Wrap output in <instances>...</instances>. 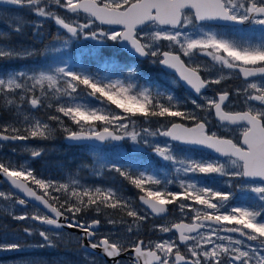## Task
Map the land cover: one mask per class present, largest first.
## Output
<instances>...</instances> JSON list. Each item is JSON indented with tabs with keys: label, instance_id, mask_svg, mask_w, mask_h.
<instances>
[{
	"label": "snow or ice",
	"instance_id": "1",
	"mask_svg": "<svg viewBox=\"0 0 264 264\" xmlns=\"http://www.w3.org/2000/svg\"><path fill=\"white\" fill-rule=\"evenodd\" d=\"M3 2L27 9L39 18L31 22V27L33 37L42 48L0 46V61L44 58L49 53L62 52L73 41L90 40L95 42L93 48L97 56L100 48L107 45L127 49L140 63L148 62L162 71L175 70L178 79H173L172 83L183 82L202 102L189 97L192 107H187L171 93H153L148 88L133 94L134 84L120 78L101 77L83 67L74 68L63 58L58 63H43L0 74V98L6 101L4 107L12 106L8 111L19 114L22 106L28 105L32 110L54 109L55 113L62 114H49L47 120H30L29 116H24L23 121L13 119L0 123V150L8 142L49 140L57 131L65 133V138L72 142H119L127 138L134 144L146 146L174 169L173 178L162 180L146 168L133 171L131 165L107 162L100 147L90 146L93 165L105 170L103 175L116 173L141 193L138 199L142 207L138 210L118 187H85L75 180L70 187L69 183L38 176L31 167L0 159V174L10 182L11 188L40 202L51 213L45 214L39 209L21 214L7 211L12 220L24 221L25 225L22 230L16 229L0 217V252L23 251L33 246L28 239L34 236L41 238L35 247H56L65 239V233L57 230L68 228L83 233L77 238L81 249H100L113 264H122L117 258L129 252L132 253L131 264H264V0ZM48 21L57 26L56 33L50 37L43 31ZM0 22L5 21L0 19ZM28 23L17 16L8 22V27L21 35ZM245 25L256 33L254 39L238 38L242 31L240 26ZM225 28L228 30H222ZM200 57H209L211 63ZM104 67L117 68L127 78L138 73L136 67L119 68L114 61L105 60ZM213 69L217 75H212ZM224 70H228V75ZM233 75L242 79V87L205 95L204 90L221 85ZM88 97L101 104L106 100L123 113H130L127 118L133 125L132 117L139 113L145 123L151 125L155 119L159 126L129 130V125L123 122L126 117L115 110L102 114L103 108L90 102H77ZM237 98L242 99L246 110L226 111L238 102ZM53 99L57 102L55 105L49 102ZM213 116L219 128L235 126L231 131H238L239 136L211 131L209 125ZM64 118L79 130L66 124ZM49 122H55L58 127ZM96 122L103 127H96ZM158 137L167 139L161 144ZM22 147L31 158H39L46 151L27 144ZM197 148L210 149L219 157L227 158L230 167L220 159L195 158L192 153ZM12 151L16 152L17 148ZM94 174L101 175L95 167ZM213 176L226 177L228 189L239 187L250 193L256 206L231 205L233 192L199 183L201 178ZM29 182L43 190V195L29 187ZM171 185L180 190L173 191ZM0 199L11 201L13 208L28 204V200L17 196L15 191L0 190ZM171 204L177 205L182 216L195 213L196 223L181 221L170 226H153L154 232L178 233L169 239L145 242L137 234L133 240L130 235L122 236L119 227L113 233L101 235L98 231L101 219L81 218L88 212L98 217L111 209L125 212L127 217L133 218L132 223L144 222L150 216L163 217L169 212L167 205ZM29 221L31 223H27ZM106 222L114 227L125 226L124 232L133 233L131 224L123 218ZM84 259L86 264H98L93 256L86 254Z\"/></svg>",
	"mask_w": 264,
	"mask_h": 264
},
{
	"label": "trees",
	"instance_id": "2",
	"mask_svg": "<svg viewBox=\"0 0 264 264\" xmlns=\"http://www.w3.org/2000/svg\"><path fill=\"white\" fill-rule=\"evenodd\" d=\"M67 57L73 61L74 68L83 67L90 72L99 73L101 77H107L108 79H116V77L119 76L123 77L126 83H132L135 85V88L133 89V94L138 93L143 88H148L149 90L152 91V89L150 88L151 85L149 78L138 75L132 78H127L124 74L118 71L117 68L106 69L104 67L105 60H108L110 62L114 61L119 68L127 69L132 67L125 59L116 61V49L114 47L105 46L103 50V55H100L98 59H92L91 57L93 56L90 53H87L86 49L83 46H78V47H74L72 54L67 55ZM36 66H37L36 62H30V61L25 62L24 60H18V62L6 61V60L0 61V70H2V72H8L13 69L30 68V67L34 68ZM0 102L2 101L0 100ZM49 102L53 103L54 105L57 103L54 99ZM77 102L79 103L90 102L91 104H93L98 108H103L104 112L102 114H107L109 110H115L116 113L125 116L126 117L125 119L131 116L130 113H123L122 109H117L115 105H111L110 102L106 100H104L103 104H101L100 101L88 97L86 98V100L82 99ZM7 109L8 108L4 109L0 106V123L10 122L13 119H18V121L24 120V118L21 117L18 118V116H16L14 112H10ZM49 114H58L62 116V114L55 113L54 109L44 108L33 111L30 114V117L32 119L39 118L41 120H47V116ZM64 120L65 123L73 127V129L79 130L75 125L72 124V122L68 118H64ZM132 120L135 121V125L131 126L129 130H132L133 127H135L136 131H140L142 127L150 126L153 129H155L156 127L159 126L155 122V119L153 120L151 125L145 123L144 118L140 116L139 113H137L135 117H132ZM49 123L53 126H57L55 122H49ZM95 126L100 128L103 127V124L100 122H96ZM54 138L59 139L61 148L55 147V144L59 145V143L58 142L55 143ZM64 140H65V133H63L62 131H57V133L53 136V138L49 140H42L37 138V139H30L29 141L31 144L42 145L43 148L46 150L44 152L43 159L39 161L36 165L35 173L38 176L45 179H49L57 182L69 183L71 187L72 184L71 180L75 179L78 176L81 177L83 176V174L87 173L88 169L80 170V171L77 170L80 166L84 167V165H87L88 167L90 165L89 154H91V152H90V147L67 146ZM126 143L127 141H125V144ZM107 154H109V156H107V160L109 162H115L123 165H131L133 171H136L137 169L142 170L146 168L150 172H155L160 174L162 180H164L165 178H173L172 173L170 172L171 168L169 166L162 164L160 159L147 155L148 153H137V154H146V155H134V156H125V157L121 156L118 152H113V153L108 152ZM203 159L211 160L212 157L208 154ZM161 172H166L167 174L163 175ZM105 178H108V176H105ZM107 181H104L103 185L118 187L121 193L125 197L131 199L132 205L134 207L136 208L139 207L137 198L140 193L137 189L134 188V186L130 185L127 181L123 180V178L119 177V175L116 173H110ZM89 183L92 182L86 181V184ZM29 184L33 188H35L38 193L43 195V190L38 189L35 185L31 184L30 182ZM90 185L98 186L96 183H92ZM172 186L173 185H171V188ZM50 202L52 203L53 201L50 200ZM93 216H96L94 212H88L84 214L82 218L88 220ZM98 218L104 219V221H106L107 219L119 220L121 218L127 221L130 220L129 217L126 216L125 212H120L118 210L114 211L111 209H106L103 214L98 216Z\"/></svg>",
	"mask_w": 264,
	"mask_h": 264
},
{
	"label": "rangeland",
	"instance_id": "3",
	"mask_svg": "<svg viewBox=\"0 0 264 264\" xmlns=\"http://www.w3.org/2000/svg\"><path fill=\"white\" fill-rule=\"evenodd\" d=\"M3 11L0 10V19L4 20L5 17V13H2ZM25 20V18H24ZM28 24H31L30 21L28 20ZM2 24H5V22H0ZM247 37V36H245ZM250 37V36H248ZM0 46H4L6 49L9 45H5V44H0ZM21 46H31V45H21ZM21 46H16V47H21ZM59 47V46H57ZM70 47L63 49L62 52L60 53H49L47 56V63H58L59 60L61 58L66 59L70 65L73 66V61L67 57V55H70L69 52ZM8 73V72H7ZM0 74H5V73H0ZM151 85V83H150ZM152 90H155V92H159L156 91V89L153 87L152 85L150 87ZM160 92H162L160 90ZM9 99H11L12 97H8ZM0 100L2 102H0V106L4 109L6 108H11L12 106H7L4 107L3 105L6 104V101L3 98H0ZM17 102H19L17 100ZM35 111L32 110L30 108V106L28 105H23L22 106V111L17 114L16 116H18V118H24V116H29L30 120H33L30 117V114ZM124 123L129 125V129L131 128V126H133L132 122L127 118L123 121ZM232 128H224L223 131H226V133L231 137L232 136H239V132L236 131L235 133H233L231 131ZM219 133V132H218ZM66 136V134H65ZM158 139V141L163 144L166 139H164V137H158L156 138ZM55 143H59V139L54 138ZM127 143L126 144H121L119 146L113 145V144H109L107 146H105L104 148H102L103 150V155L105 157V160L107 162H109L107 160V156H109V154H107L108 152L113 153V152H118L121 156H134V155H146V154H137V153H148L147 155L156 157L158 159H160L159 157H157L154 154H152L153 152L149 149L146 148V146H142V145H137L134 144L130 139L126 138ZM22 145L24 144H6L5 147L0 150V159H7V160H11L15 165L19 166V165H24L25 167H31L32 169H36V165L39 161H41L43 159V155L44 153H42L41 157L39 158H31L30 153L24 151ZM30 147H36V148H43L42 145L38 144H27ZM17 148L16 152L12 151V148ZM56 148H61V144L59 143V145L55 144ZM130 148V149H129ZM44 149V148H43ZM192 155L197 158H205L208 154L207 153H196L195 151L192 153ZM200 155V156H198ZM214 158H212L211 160H213ZM93 160H94V156L93 154H89V163L90 165L88 167H82L80 166L78 168L77 171L80 170H87L86 174H83V176L81 177H76L75 181H78L79 184L83 185L86 187H91L90 184L92 183H96L98 186L103 185L104 181H107L109 178V174L107 175L108 178H105V175H103L104 171L103 169H99L98 165H93ZM161 160V159H160ZM222 162H226L227 165L230 167V161H227V159L221 160ZM162 164L169 166L171 168V166L167 163V162H163L161 160ZM94 167L96 169H98L101 173V175H95L94 174ZM172 176H174V169H170ZM160 177V174L155 173ZM163 175H166V172L162 173ZM161 178V177H160ZM71 180V181H73ZM227 180L226 177H218V176H213V177H203L200 179L199 183L202 185H206L205 182L209 181V182H213L215 181L217 187H221L222 190H227L228 188L225 185V181ZM86 181L92 182L89 184H86ZM233 183H239L238 181H233ZM93 186V185H92ZM175 187H177L176 185H174ZM35 189V188H34ZM0 190H5V191H12L10 187H8L7 185H4L2 187H0ZM36 190V189H35ZM162 190V189H161ZM37 191V190H36ZM141 194V193H140ZM139 194V195H140ZM238 194H241V196L243 197V200H247V198L251 199L252 201H254L252 199V196L250 193L241 191L239 188V192ZM17 195V194H16ZM138 195V196H139ZM255 203V201H254ZM12 202L11 201H4L2 199H0V217H3L4 220L8 223L11 224L13 228L16 229H20L22 230V227L25 225L24 221H14L11 219V217L7 216V211H15L16 214H21L25 211L32 213L33 211H35L36 209H39L38 207L35 206H30V208L28 209H23L17 205H15V207H11ZM141 206H139L137 209L139 210ZM197 207H201V206H197ZM42 213H44L41 209H39ZM82 218V217H81ZM96 218V217H95ZM173 218V217H172ZM172 218H167L166 220V225L170 226L172 224V222L174 221V219ZM84 219V218H82ZM132 219L128 220L129 224H131L132 228H133V233L132 234H128L126 232H124V227L122 225H117V226H113L108 224L106 221L101 220L102 221V228L99 231L101 235L103 234H109V233H113L117 227H119L121 229V235L122 236H128L130 235L131 238L134 240L137 238V234L139 236L140 239L144 240L143 237H141V235L147 231V229H145L147 227V225L149 224V221L146 220L144 222H136V223H132ZM27 223H31V221L27 222ZM157 224H163V223H153L152 227H151V233L152 235H154V238L152 239L153 241H156L158 239H169V238H174L173 235H171V233H160V232H154L153 231V226L157 225ZM65 233V239L58 242L56 247H44V248H40V247H35L34 245L36 243H38L40 241V237L39 236H34L32 238L28 239V243L30 245H33L31 247H27L25 248L23 251L20 252H0V264H27V262H34V264H86L85 262V255H89V256H93L96 258L98 264H108L106 263L99 255L97 254H91V253H87L85 252L83 249H81L79 247V243H78V235L77 234H72L69 232H63ZM148 237H150V234H148ZM122 264H131L130 260H124L122 261Z\"/></svg>",
	"mask_w": 264,
	"mask_h": 264
},
{
	"label": "flooded vegetation",
	"instance_id": "4",
	"mask_svg": "<svg viewBox=\"0 0 264 264\" xmlns=\"http://www.w3.org/2000/svg\"><path fill=\"white\" fill-rule=\"evenodd\" d=\"M0 10L3 11L2 13H5V17H4L5 24L0 23V34H6V35H0V44L15 45V46L31 45V46H35L37 48H42L41 43L38 40H36L35 37H33L31 24H27V26L24 29V32L21 35L15 34L8 27V22H10L14 17L20 16L23 19L25 18V21L29 20L30 23L38 20L39 19L38 17H36L33 13H30L27 9L0 6ZM103 27H106V26H103ZM230 27L231 26H229V28ZM240 27L242 28V31L238 34V38L245 37V36H247V37L250 36L253 39L255 38L256 33L253 32L251 27H249L247 25L240 26ZM222 30L227 31L228 29L225 28ZM43 31L45 32V34L47 36L50 37L51 35H54L56 33L57 26L54 24V22L48 21L45 23ZM45 43H47V40H45ZM94 44H95V42L90 41V40L85 41L82 39L80 41H73V43L71 45H69L70 55L72 54L74 47L83 46L86 49L87 53H90L93 56V57H91L92 59H98L100 55H103L104 47L107 45L100 48L99 56H97L95 54V49L93 48ZM57 46H60V45L57 44ZM114 48L116 49V61H120L122 59H125L132 67H136L138 69L137 75L149 78L150 83L152 85V88L154 87L156 89V91L160 92V90H161L164 93L173 94L177 100L184 102L187 107H192L190 104L189 97L197 99L198 102H202V101H200V98L195 95L194 90H191L187 85L183 84V82H180L178 84L172 83L173 79H178V74H175V70L165 69L162 71L159 66L152 65L148 62L140 63L138 61L137 57H133V56L129 55L122 48H118V47H114ZM94 55H95V57H94ZM47 59H48L47 57H44V58H38L35 60L30 59V60H24V61L25 62H29V61L30 62H36L37 65H40L43 63H47ZM184 59H186V58H184ZM200 59L211 63L209 57H200ZM15 62H18V60H15ZM218 68H219V65L216 66V69H218ZM216 69H213L212 75L218 74ZM13 70H16V69H13ZM13 70H10V71H13ZM10 71H8V72H10ZM0 73H5V72H2V70H0ZM224 74L228 75V70H224ZM202 75H207V74H202ZM258 79L259 78H254V80H258ZM242 86H243L242 79H236V77L233 75L230 79L222 82L221 85H219V86L213 85V86H211V88L206 89L204 91H205V95L211 96L214 94V92L216 90H223V89L227 88L228 90L231 91L232 89H234L236 87H242ZM152 92L156 93L155 90H152ZM237 101L238 102L236 104H234L232 108H230V109L226 108L225 110L226 111L246 110L242 99L237 98ZM253 103H255V102H253ZM201 115H203V113H201ZM175 119L178 120L179 118H175ZM209 127H210L211 131H215L217 133L219 132L218 133L219 135H228L226 133V131H223V129H221L217 126V122H216L214 116L211 118V123H210ZM230 128H232V127H230ZM229 137H231V134ZM235 184H237V183H235ZM172 190L173 191H179V189L175 186H173ZM226 191H231L234 194L233 199L230 202L231 205H251L252 203H254V201H252L249 198H247V200H243V197L241 196V194H238L239 187H233L231 189H227ZM169 211H170L169 215L165 218L158 219V218H155L153 216L149 217V219H148L149 224L145 228V229H147V231H145V233H144L145 235L143 236L145 242H147L148 240H152L154 238V235H152L151 230H150L153 223H163L166 225L167 218H172V217H173L172 219H174V221L172 223H180L181 221L183 223H187V224L196 223V221L194 220L195 213L189 212L188 215L182 216L180 214L176 204L169 205ZM170 233L174 237L176 235H178V233H176L175 231L170 232ZM148 234H150V237H148ZM141 237H142V235H141ZM131 258H132V254L128 255L127 260L131 261Z\"/></svg>",
	"mask_w": 264,
	"mask_h": 264
},
{
	"label": "water",
	"instance_id": "5",
	"mask_svg": "<svg viewBox=\"0 0 264 264\" xmlns=\"http://www.w3.org/2000/svg\"><path fill=\"white\" fill-rule=\"evenodd\" d=\"M0 6H4V7H16V8H18L17 6L10 5V4H7V3L3 2V0H0ZM122 49H123V48H122ZM124 50H125L129 55H131V56H133V57H136V56H134L132 53L128 52L127 49H124ZM166 139H167V138H166ZM28 142H29V141H27V142H15L14 144H25V143H28ZM8 143H11V142H8ZM65 143H66L67 145H69V146H84V145L92 146V145H96V146L102 148L103 146H105V145L108 144V143H114V144L119 145V144L123 143V141H119V142L112 141V142H104V143H101V142H98V141L72 142V141H69V140H67V139L65 138ZM185 147H187V146H185ZM196 151H207V152H209L214 158H217V159H226L225 157H219L218 154H216L215 152H213V151L210 150V149H206V148H204V149L197 148ZM4 183H5L7 186H9V187L11 188L10 182H8V181L6 180V178H4L2 174H0V186H3ZM28 186L31 187L29 184H28ZM11 189H12V188H11ZM12 191H15V193H16L20 198H24V199H27V200H28V204H27V206H20V205H18V206H20V207H22V208H27V207H29L30 205H34V206L40 208V209H41L42 211H44L46 214L51 215V213H48V210H47L46 208H44V206H43L40 202L35 201V200H33L32 198L25 197V196L23 195V193H20L19 190L12 189ZM37 194H38V195H42V194H39V193H37ZM49 202H50V201H49ZM50 203H51V202H50ZM139 204L142 206V202L139 201ZM167 207H168V205H167ZM168 214H169V212H168L167 214H165L163 217L167 216ZM155 217H158V216H155ZM65 223H66V221H65ZM185 224H186V223H185ZM101 226H102V224H101ZM101 226L99 227L98 231L100 230ZM57 231H62V232H63V231H69V232H72V233H77L80 237L83 236V233L80 232V231H78V230H76V229H68V228H64V229H60V230H57ZM85 243H87V242L85 241ZM83 250L86 251V252H89V253L99 254V255H100V256H101V257H102L107 263H109V264H113V260H112L111 258L106 257V256L102 253V251H101L100 249H95V250H93V249H91V248H83ZM130 253H131V252H129V253H127V254L121 256V257H118L117 259H119V260L121 261L122 259L127 258L128 255H129Z\"/></svg>",
	"mask_w": 264,
	"mask_h": 264
},
{
	"label": "bare ground",
	"instance_id": "6",
	"mask_svg": "<svg viewBox=\"0 0 264 264\" xmlns=\"http://www.w3.org/2000/svg\"><path fill=\"white\" fill-rule=\"evenodd\" d=\"M129 219H131V217H129ZM144 233H145V232H144ZM144 233L142 234V237L145 235ZM143 238H144V237H143ZM103 260H104V259H103ZM104 261H105V260H104ZM105 262H106V261H105Z\"/></svg>",
	"mask_w": 264,
	"mask_h": 264
}]
</instances>
